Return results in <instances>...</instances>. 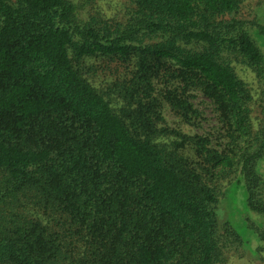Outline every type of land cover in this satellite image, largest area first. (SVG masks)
Returning a JSON list of instances; mask_svg holds the SVG:
<instances>
[{"label":"trees","instance_id":"1","mask_svg":"<svg viewBox=\"0 0 264 264\" xmlns=\"http://www.w3.org/2000/svg\"><path fill=\"white\" fill-rule=\"evenodd\" d=\"M95 1L0 0V264L263 252L264 225L247 242L222 222L220 184L243 185L264 218V22L222 19L245 0H129L123 20L92 15ZM102 61L124 72L97 87ZM234 62L254 74L256 102ZM194 92L230 151L168 126L166 109L183 125L200 119Z\"/></svg>","mask_w":264,"mask_h":264},{"label":"rangeland","instance_id":"2","mask_svg":"<svg viewBox=\"0 0 264 264\" xmlns=\"http://www.w3.org/2000/svg\"><path fill=\"white\" fill-rule=\"evenodd\" d=\"M128 4L129 0H96L92 5L91 14L103 19L123 20L128 13ZM222 19L264 22V0H245L237 14L225 16ZM260 45L264 53V39H261ZM233 66L238 76L253 90L256 102L258 99L259 87L254 74L249 68L242 64L234 62ZM90 71L95 73V86L105 87L109 83L118 81L117 76L120 72L123 73L124 69L122 66L102 61L95 63V66H93ZM193 96L194 106L201 114L196 124L183 125L170 109H166L164 111V116L168 126L171 129H182L183 132L188 135H198L205 139H209L211 141L209 147L213 150L230 151L228 147L230 142H227L228 139L225 137L226 133L219 122L218 114L212 102L206 98L202 92H194ZM262 118L263 114L257 108V105L254 104L252 119L255 129L258 128V124H260ZM234 183L235 180H228L220 184V199L223 203L221 219L222 222L230 220L229 223H232V227L242 236L244 241L248 242L256 236L254 229L264 225V218L260 215L248 212L245 204V189L243 185L234 186ZM237 247L238 246L235 245V247L229 250L226 264H264V251H260L257 255L248 250L244 251L241 247L240 249ZM254 247H256L255 244Z\"/></svg>","mask_w":264,"mask_h":264}]
</instances>
